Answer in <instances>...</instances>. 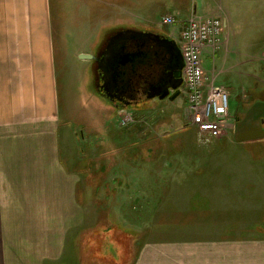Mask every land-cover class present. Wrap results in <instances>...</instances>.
Segmentation results:
<instances>
[{
  "label": "crops",
  "instance_id": "0c3cea01",
  "mask_svg": "<svg viewBox=\"0 0 264 264\" xmlns=\"http://www.w3.org/2000/svg\"><path fill=\"white\" fill-rule=\"evenodd\" d=\"M96 1L110 4L105 8L84 0H64L62 13L56 0H0V264H81L73 257L77 246L82 259L89 253L87 233L79 238L78 231L88 224L87 205L80 197L87 194L90 184L82 187L91 171L82 165L86 160L81 154V132L68 124L62 127L64 112H78L77 105L67 101L68 80L78 79L80 93L92 64L79 56L96 47L101 49L113 33L157 29L147 11L142 12L147 18L134 12L156 0ZM165 2L166 13L184 21L175 35L188 19L198 16L191 0L186 5L182 0ZM120 11L143 21L134 20L130 25L121 19ZM214 12L206 17L224 18L226 45L233 51L242 47L247 52L245 60L254 79L250 86L241 88L243 82H235L237 78L244 80L236 75L239 68H229L233 83L226 88L231 97L234 88H239L241 103L236 108L237 102H233V123L222 139L202 141L208 147L198 149L203 155L201 169L187 173L198 172L206 185L202 182L187 193L186 212L195 211V218L206 212L213 224L208 221L209 230L203 226L184 234L180 230L177 236L145 239L137 245L131 264H264V169L257 168L264 163V156L245 149L250 142L264 141V40L256 43L252 36L264 28V0H221ZM240 15L246 19L244 43L239 30L243 24L236 20ZM90 17L97 19L88 26ZM63 18V26H57L56 20ZM102 26L112 28H102L99 34ZM65 29L78 43V50L62 62L58 36L63 43ZM105 32L108 34L103 38ZM205 54L213 53L209 49ZM93 66L94 81L99 67L96 61ZM249 89L254 90L253 100L247 95ZM194 151L192 148L191 156ZM186 157L180 155L187 165ZM96 178L101 179L99 184L103 180ZM100 224L102 228H117ZM184 227L193 226L185 222ZM70 241L75 244L72 254Z\"/></svg>",
  "mask_w": 264,
  "mask_h": 264
},
{
  "label": "rangeland",
  "instance_id": "374dc122",
  "mask_svg": "<svg viewBox=\"0 0 264 264\" xmlns=\"http://www.w3.org/2000/svg\"><path fill=\"white\" fill-rule=\"evenodd\" d=\"M56 1L59 3L60 0ZM84 1H88L91 5L100 4L105 8L110 4L99 3L96 0ZM165 1L167 0H156V2L148 3L149 5L144 9L137 8L134 12L139 11V14L143 16L142 12L147 11L150 17L155 19L156 24L154 25L157 30L167 32L171 38L175 39V34L179 32L184 21L179 16L177 24L160 25L161 18L167 12ZM220 1L191 0L193 7L196 6L199 11L197 15H205V17L214 12ZM182 3L186 5L188 0H182ZM63 7L64 0H61L58 10L62 13ZM148 7L149 9H147ZM109 8L114 9L110 6ZM218 12L222 13L220 10ZM214 13V15H218V13ZM120 16L130 25L135 23L134 20L136 22L143 21L139 18L133 19L134 15L124 11H120ZM144 16L146 17V15ZM96 19L95 17L88 18V26ZM236 20L243 24L239 26V30L242 43H244L247 34V28L244 25L246 19L240 15L236 17ZM62 21L64 22V18L56 20L55 24L63 26ZM65 22L68 23V19H65ZM143 24L146 23H142L141 26H144ZM106 26L100 27L99 34L102 28L103 31L106 28H112ZM67 32L68 30L65 33L66 37L62 38L63 43L61 36H58V58L62 62L67 56H72L78 50V43ZM107 34L108 32H105L103 38ZM179 35L180 33L178 37ZM252 36L254 42H261L262 39L264 40V28L259 31L258 35L254 33ZM225 37L226 35L222 39L221 48L214 55L205 54L203 63L207 70L209 69V73L216 78V83L224 88L227 87V84L233 83L230 80L232 75L228 74L229 68L238 67L239 71L236 75L243 76L244 80L237 78L235 82L237 84L240 81L243 82L240 87L245 89L253 83L254 79L251 69L247 66L248 62L246 63L245 60L247 52L242 47H234V51L233 47L231 49L227 47ZM94 39L95 37H93ZM249 43L254 44L251 41ZM94 50L95 48L91 53ZM231 52H233V56L232 59H229ZM225 53H227L226 57ZM88 62L92 65L86 72V80L80 88V93L77 92L79 90L78 79L68 80L70 83L67 88V101L73 105L76 104L78 112L69 115L64 112L62 115V127L68 124L78 128L82 133L79 135V139L83 140L81 154L86 160L82 165L89 166L88 169L91 171L86 186H84V181L82 187V189H86L87 184H90L87 194L84 192L80 197L87 205L88 224L84 229L78 231L79 238L83 233H87L84 237L89 253L86 258L82 259L81 250L77 246L74 259L78 258L77 260L81 264H131L138 250L137 245L140 246L145 239L177 236L181 234V231L184 234L188 230L203 226H205L204 229L209 230V222L213 224V220L206 212H202L201 216L196 218L194 217L195 211L186 212L189 207V194L187 193L197 189L202 185V182H205L206 185V180L202 179L198 172L196 174L190 172L191 175L187 176L188 170L201 169L200 166L204 163L201 158L202 153L198 149L208 147L200 140L196 130L189 125L186 97L182 94L174 101L169 99L149 100L150 103L147 102L145 107L116 112L112 108V102L94 89L92 71L95 67L93 62L90 60ZM246 71L249 72L246 73ZM253 92L254 90L249 89L247 93L252 96L251 100L256 98ZM241 95L239 88H234L232 97L230 96V107L233 106L234 101L237 102L236 108L239 107ZM192 148H195L196 151L191 156ZM245 149L254 155L264 156V141L250 142ZM228 152L230 153V151ZM180 155H187L185 158L188 161L187 165L180 159ZM192 158L196 159L191 161ZM257 168L264 169V163L257 165ZM96 176L103 177L100 184L98 181L101 179ZM182 198H184V202ZM182 207L185 211H182ZM163 222L164 224L160 225ZM185 222L193 227H184ZM100 223L107 226L113 224V226L119 227L120 231L118 230L114 234L104 231L105 237L103 234H98ZM93 234H96L97 247L93 246L91 249ZM111 234L112 237L115 236L113 237L114 242L118 239V245L110 243L107 247L111 250L112 255L107 253L108 250L104 243ZM74 250L75 244L70 241V254Z\"/></svg>",
  "mask_w": 264,
  "mask_h": 264
},
{
  "label": "built area",
  "instance_id": "2783aa9c",
  "mask_svg": "<svg viewBox=\"0 0 264 264\" xmlns=\"http://www.w3.org/2000/svg\"><path fill=\"white\" fill-rule=\"evenodd\" d=\"M161 22L174 25L178 20L167 13ZM224 36V22L214 16L188 19L179 37L176 36L184 59L183 95L189 125L197 129L200 140L206 143L221 139L228 125L233 123L230 93L216 83V78L206 71L203 63L204 53L210 49L215 54L221 48Z\"/></svg>",
  "mask_w": 264,
  "mask_h": 264
},
{
  "label": "water",
  "instance_id": "95a60500",
  "mask_svg": "<svg viewBox=\"0 0 264 264\" xmlns=\"http://www.w3.org/2000/svg\"><path fill=\"white\" fill-rule=\"evenodd\" d=\"M122 32L119 36H113L109 39L106 48L99 54V47H96L93 53L80 55L81 59L99 62L98 66L103 81L102 89L104 90L102 96L107 99H122L121 96L113 95L112 92L117 87L120 88V77L127 76L128 68L131 66L135 68L133 66L139 63L138 58L141 55L131 54L127 51V45L135 43L136 41L145 43L154 42L159 49H164L170 55L166 67V71L168 70L167 77L161 83L152 87L154 93L150 96V100L169 99L174 101L181 96L184 83V59L177 40L171 39L167 33L158 31L151 32L140 29H125ZM126 78L127 81H125V85L123 86L125 91L128 84V76ZM122 97L124 98V95Z\"/></svg>",
  "mask_w": 264,
  "mask_h": 264
},
{
  "label": "flooded vegetation",
  "instance_id": "af4514ba",
  "mask_svg": "<svg viewBox=\"0 0 264 264\" xmlns=\"http://www.w3.org/2000/svg\"><path fill=\"white\" fill-rule=\"evenodd\" d=\"M154 30L155 29H145L143 31L156 32ZM157 31L160 32L159 30ZM122 33L123 32L119 30L113 33V36H119ZM107 40L102 44L101 49L98 50V54L106 48ZM127 51L131 54H138L141 56L138 58L139 63L133 66L135 68L131 66L127 70L128 84L126 91L123 89V86L125 85V81H127V76L120 77V88L117 87L112 92L113 95H119L122 98L109 99L116 112H125L129 109L136 110L145 107L147 102L150 103V96L154 93L152 87L161 83L162 80L167 77L168 73L166 67L170 55L164 49H159L156 43L136 41L135 43L127 45ZM96 64L98 68L99 62L96 61ZM102 83V74L98 68L94 79V89H96V92L100 93L101 96L104 93ZM122 95H124V98Z\"/></svg>",
  "mask_w": 264,
  "mask_h": 264
},
{
  "label": "trees",
  "instance_id": "16d2710c",
  "mask_svg": "<svg viewBox=\"0 0 264 264\" xmlns=\"http://www.w3.org/2000/svg\"><path fill=\"white\" fill-rule=\"evenodd\" d=\"M117 230L120 231V228H118V227L117 228H102V227H100V229H98V234H103L106 237V233L104 231H106L109 234L110 233L114 234ZM112 234L110 236L111 239L109 237V239L108 240H105V242H104L105 243V248L108 250L107 253H110L111 255H112V252H111V250L109 248H107L108 245H110V243H112V244L115 243L116 245H118V239H116V241L114 242V238L113 237H115V236L112 237ZM127 235L129 236V234H127ZM98 237H100V235H98ZM91 241H92V243H91V249H93V246H94V248H96L97 247V243H95V241H96V234H93V237L91 238Z\"/></svg>",
  "mask_w": 264,
  "mask_h": 264
}]
</instances>
